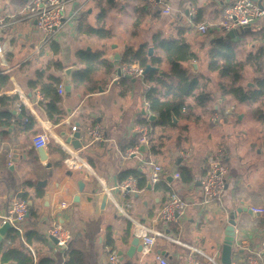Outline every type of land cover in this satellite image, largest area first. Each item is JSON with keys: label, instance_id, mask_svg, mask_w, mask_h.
<instances>
[{"label": "crops", "instance_id": "0c3cea01", "mask_svg": "<svg viewBox=\"0 0 264 264\" xmlns=\"http://www.w3.org/2000/svg\"><path fill=\"white\" fill-rule=\"evenodd\" d=\"M27 1L0 0V77L8 76L0 97H16L0 106L1 111L11 114L9 124L0 127V228L1 216L11 199L24 195L31 203L26 232L36 233L31 240L26 236L13 242L6 235L0 245V264H17L3 261L4 253L10 250L27 254L34 264L47 258L56 264H113L110 257L119 253H123L118 256L119 264H161L160 259L169 264H188L191 255L198 264H221L229 212L243 205L252 212L239 215L247 226L236 227L232 264H264V214L252 210L264 209V124L259 118L264 114V99L256 104L240 103L225 94L229 82L209 69L208 55L211 42L220 38L237 45L239 60L244 63L258 56L264 50V16L233 38L232 31H224L220 24L234 0H166L156 6L148 0H118L113 6L106 0H66L67 16H73L72 20L53 42L44 43V33L36 23L24 19ZM166 7L171 9L170 15L164 14ZM113 12L117 14L114 19L119 20L114 27L108 22ZM125 14L129 23L121 22ZM197 15L200 22H196ZM137 19L141 20L139 25L135 24ZM200 24L208 27L206 35L199 32ZM79 26L84 30L105 27L109 35L88 36L78 31ZM158 35L183 39L190 46L197 59L183 63V68L198 78L212 100L199 120L175 117L173 126H154L152 142L144 145L145 152L140 145L138 153L128 156L139 140V122L154 114L148 108V86L143 77L120 86L119 62L128 48L138 50L146 45L147 50L154 48V57L162 58L159 71L169 73L171 66L164 51L154 44ZM84 51L102 54L104 60L114 62V69L100 67L90 79L79 83L86 68ZM116 55H120L119 61L112 59ZM262 59L264 62V56ZM194 62L197 71L191 67ZM255 65L244 67L239 85L246 90H255L264 77ZM73 66L78 71L68 84L63 73ZM52 78L61 79V84L56 94L55 90H46L60 98L56 103L60 114L54 112L51 118L46 106L51 97L44 96L42 87L52 84ZM78 125L83 145L75 150L62 134L70 136ZM96 128L102 129L101 140L88 137V132ZM45 131L50 133L45 148L48 159L41 161L33 138ZM14 144L18 145V158L27 156L31 161L14 163L10 148ZM218 151L224 152L229 169L227 189L221 202L205 205L201 182L207 173L208 157ZM186 152L190 153L188 158L182 156ZM148 162L165 169L166 181L151 182ZM179 167L190 168L196 180L184 183L175 179L173 174ZM79 181L84 183L83 191ZM116 183L121 189L131 183L135 190L123 189L117 196ZM172 189L187 202L186 213L165 229L171 239L156 237L152 246L145 247V235H152L148 229L164 230L158 215ZM106 190L123 212L111 199L102 208ZM55 224L72 235L66 249H57L47 236ZM134 237L140 239L143 250L129 257L126 253ZM191 247L200 253L192 252Z\"/></svg>", "mask_w": 264, "mask_h": 264}, {"label": "trees", "instance_id": "16d2710c", "mask_svg": "<svg viewBox=\"0 0 264 264\" xmlns=\"http://www.w3.org/2000/svg\"><path fill=\"white\" fill-rule=\"evenodd\" d=\"M117 1L118 0H106V3L109 6H113ZM105 12L106 11L104 10L103 16L106 15ZM102 18L103 17H101V19ZM196 22H200V17L198 15L196 16ZM140 23L141 20L137 19L135 24L139 25ZM78 31L80 33L87 34L88 36L98 35L102 38L109 35L106 33L105 27L98 29L89 27L87 30H84L82 26H79ZM154 44L157 48L164 51L165 59L170 64L171 71L169 73L151 71L146 76H143L144 82L148 86L146 91L148 108L151 113L158 116V121L151 123L147 118H144L139 122V125L150 126L152 129L157 125L167 128L173 126V120L175 117L178 119L199 120L202 113L206 110L212 100V96L205 90V86L201 85L198 78L191 77L182 65L183 63L196 60V54L183 39H164L158 35L154 40ZM263 51L264 50H262V52L254 58H248L247 62L244 63L239 60L237 45H235L232 41L217 38L211 42L208 54L209 69L213 72H218L223 79L228 80L229 86L226 89L224 88L225 94L233 95L240 103L252 102L253 104H256L257 101L264 99V77L259 80L258 86L255 90H246L244 87L239 85L242 80L244 67L249 65V63L256 64L255 66L258 73H264V62L262 61V56H264ZM82 53V59L86 68L78 78L79 83H83L90 79L100 67L106 68L108 71H112L114 69V62L104 60L102 54L87 53L85 51ZM119 63L122 68L124 66L137 65L141 69L145 70L148 64L160 66L162 58H149L148 50L145 45L138 50L128 48ZM7 81L8 76L2 75L0 77V92L6 86ZM60 84L61 79L52 78V84L42 87L44 96L46 98L47 96L51 97L50 102L46 105L48 114L51 118L54 112H58V114H60L56 105L57 102H60V98L46 93V90H48V92L55 90L56 94L57 88ZM130 84V79L121 77L120 86H128ZM14 100H16L15 96L0 97V106L5 104L6 101ZM190 100H193V102H190ZM7 104H9V102H7ZM197 110H200V114L197 113ZM259 118H261V121L264 124L263 113L260 114ZM10 119V113L0 110V127L8 125ZM59 120L60 119H57L56 123H59ZM28 121L30 122L31 119L28 118ZM152 133L149 135L150 143L152 142ZM138 146L139 140L134 142L132 147L134 149ZM178 172L180 173L181 180L184 183H192L196 180L191 169L188 167H179ZM21 198L26 199L24 195H22ZM29 208L31 214V207ZM35 233L36 232L34 231H29L28 233L26 232V236L31 240V237H33ZM7 237L12 242L20 238L19 234L13 229L8 230ZM74 255L75 254L72 253V259L75 261ZM9 260H14L17 264H34L32 257L16 250H10L4 253L3 261L8 262ZM39 264H56V262L53 259L47 258L40 261ZM68 264L74 263L70 261Z\"/></svg>", "mask_w": 264, "mask_h": 264}, {"label": "built area", "instance_id": "2783aa9c", "mask_svg": "<svg viewBox=\"0 0 264 264\" xmlns=\"http://www.w3.org/2000/svg\"><path fill=\"white\" fill-rule=\"evenodd\" d=\"M154 6L163 5L166 0H149ZM165 15L171 14V9L166 7L164 9ZM24 19L34 21L37 27L44 33V43L53 42L59 33V31L72 20L73 16H67V2L66 0H28L23 10ZM264 16V10H262L255 0H234L232 5L225 9L223 20L220 24V28L226 32L233 31L238 28H245L252 26L253 23ZM198 30L202 35L208 33V27L204 24L198 25ZM2 47L0 45V53ZM143 69L135 66H124L122 68L123 75H131L134 78L143 77ZM59 92L64 93L63 87H60ZM77 131V127L72 128V134ZM139 134V146L147 145L149 143V135L151 132L150 126L139 125L137 128ZM92 137L95 140L102 139V129L96 128L88 132V137ZM50 143L49 131L42 132L33 138V146L36 150L40 148H47ZM138 146V147H139ZM138 147L130 149L127 153L128 156L138 153ZM190 153H183L184 158H188ZM151 167L150 180L153 184L166 181L165 169L157 163L148 162ZM229 175V169L225 162V154L223 151H218L211 154L208 157V169L205 177L201 182V189L203 194V204L209 205L216 202H221L222 197L227 189V180ZM173 177L177 180L181 179L180 173L177 171L173 174ZM130 191H127V188ZM123 189L126 192L134 191L131 183L123 185ZM122 189V190H123ZM110 199L114 204L123 212L122 208L115 201L112 193L106 190ZM29 203L26 199L15 197L11 199L9 207L5 214L1 216L3 225L9 223L11 229L15 230L22 240L26 238L27 230V218L30 214ZM188 208L187 202L182 198L181 194L174 189L171 190L168 200L164 203L158 218L164 227L163 231H151V236L145 235L144 245L150 247L154 244L156 237L171 239V237L165 232L172 223H176L178 219L186 213ZM254 213L264 214V209H252ZM47 236L55 238L57 240V249H66L72 240V235L68 229L62 225H54L47 231ZM192 252L200 253L196 248H190ZM264 250V244H263ZM110 262L113 264H119L120 260L116 254L110 257ZM161 264H169L165 259H160ZM188 264H198V261L191 255L189 256ZM217 264V263H216Z\"/></svg>", "mask_w": 264, "mask_h": 264}, {"label": "water", "instance_id": "95a60500", "mask_svg": "<svg viewBox=\"0 0 264 264\" xmlns=\"http://www.w3.org/2000/svg\"><path fill=\"white\" fill-rule=\"evenodd\" d=\"M258 4V6L264 10V0H255ZM250 29V26L248 27H245V28H239V29H235L231 32L233 38L238 36L239 34V31H243L245 32L246 30L248 31ZM148 56L150 58L154 57V48L153 47H150L148 49ZM116 59L117 61L120 60V55H116L115 57H112V59ZM191 67H193L194 71H197V68H198V65L197 63H191ZM160 68L157 67V66H154L152 64H148L146 69L143 71V76H146L149 72L151 71H159ZM75 71H78V68L76 66H73V67H69L67 69L64 70V73H63V78L64 80L66 81V83L70 84L71 82V79H72V75ZM118 75L119 77H125L127 79H131L133 80V82H136V78H134L133 76L131 75H123L122 73V68L118 70ZM69 86L67 88V91H69ZM146 111H143V115H146ZM158 119V117L156 115H150L149 116V121L151 122H154ZM174 121L176 122V120L174 119ZM79 128V125L77 127V131L73 133L72 136H67L66 133H63L62 134V137L63 139L66 141V144L68 145H71L75 150H80L82 148V141H81V137H82V133L80 131ZM8 146V145H7ZM9 147H6V149L4 150L5 152L8 151ZM11 152H12V161L14 163H20L22 162L23 160L24 161H31V159H29L27 156H24L21 160L18 158L19 156V149H18V145L14 144V145H11ZM140 150L145 152L146 150V147L144 145H142L140 147ZM37 154H38V159L41 160V161H46L48 159V155L45 151L44 148H40L37 150ZM36 158V157H35ZM179 164H181V160H179ZM169 180H172V177H169ZM79 188H80V191H83L84 189V183L82 181H79ZM151 183H149L150 185ZM127 191H130L131 189L128 187L126 189ZM122 193V189L120 187H118V184L116 183V189L114 191V194L115 195H120ZM110 197L108 194H104L103 195V201H102V208H104L107 204V202L109 201ZM31 203H29L30 205ZM251 210L246 207V206H241L237 209H232L230 212H229V225L227 226L226 228V237H225V240H224V245H223V248H222V257H221V264H232V254H233V247H234V244L236 242V236H237V233H236V227L238 225H240L242 228H246L247 226V223L240 219L239 218V215L242 214V213H249L251 214ZM11 229V226L9 223H5L1 228H0V245L1 243L3 242V239L4 237H6L7 235V232L8 230ZM55 244H57V240L55 238H50ZM140 242V239L138 237H134L132 239V242L130 243V248H129V251H127L126 255L129 256V257H133V254L135 252H141L143 250V245H140L139 244ZM123 253H119L118 256H122Z\"/></svg>", "mask_w": 264, "mask_h": 264}, {"label": "rangeland", "instance_id": "374dc122", "mask_svg": "<svg viewBox=\"0 0 264 264\" xmlns=\"http://www.w3.org/2000/svg\"><path fill=\"white\" fill-rule=\"evenodd\" d=\"M166 3H167V2H166ZM116 15H117L116 12H113V14H111L110 19L108 20L109 25H111V26H113V27H114L115 24H118V22H119V20L116 21V20L114 19V17H115ZM30 21H31V20H30ZM129 21H130V19H129L128 15H126V14H125L124 17L121 18V22H127V23H129ZM111 26H110V27H111ZM58 38H59V37H58ZM28 226H29V224H28V222H27V227H28Z\"/></svg>", "mask_w": 264, "mask_h": 264}, {"label": "bare ground", "instance_id": "6f19581e", "mask_svg": "<svg viewBox=\"0 0 264 264\" xmlns=\"http://www.w3.org/2000/svg\"><path fill=\"white\" fill-rule=\"evenodd\" d=\"M65 145V144H64ZM63 146V145H62ZM68 150V149H67ZM73 152V151H72ZM81 159V158H80ZM89 167V166H88Z\"/></svg>", "mask_w": 264, "mask_h": 264}]
</instances>
